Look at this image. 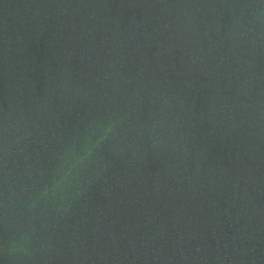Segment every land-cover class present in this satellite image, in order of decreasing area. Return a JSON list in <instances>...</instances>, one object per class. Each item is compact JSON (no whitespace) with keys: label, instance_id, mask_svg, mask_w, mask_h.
Instances as JSON below:
<instances>
[{"label":"water","instance_id":"water-1","mask_svg":"<svg viewBox=\"0 0 264 264\" xmlns=\"http://www.w3.org/2000/svg\"><path fill=\"white\" fill-rule=\"evenodd\" d=\"M0 264H264V0H0Z\"/></svg>","mask_w":264,"mask_h":264}]
</instances>
